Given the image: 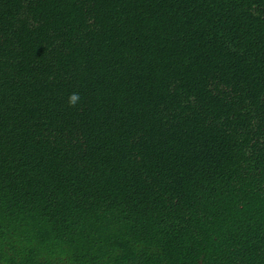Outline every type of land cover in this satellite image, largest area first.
<instances>
[{"label": "trees", "instance_id": "trees-1", "mask_svg": "<svg viewBox=\"0 0 264 264\" xmlns=\"http://www.w3.org/2000/svg\"><path fill=\"white\" fill-rule=\"evenodd\" d=\"M0 264H264V0H0Z\"/></svg>", "mask_w": 264, "mask_h": 264}, {"label": "clouds", "instance_id": "clouds-1", "mask_svg": "<svg viewBox=\"0 0 264 264\" xmlns=\"http://www.w3.org/2000/svg\"><path fill=\"white\" fill-rule=\"evenodd\" d=\"M77 98H78V94H75V93L71 94L69 97V104L71 106H74L77 101Z\"/></svg>", "mask_w": 264, "mask_h": 264}]
</instances>
